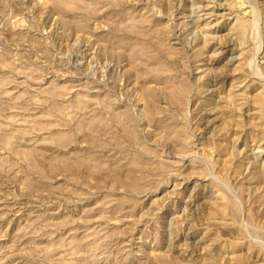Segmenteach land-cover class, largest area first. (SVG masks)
Wrapping results in <instances>:
<instances>
[{"label": "rangeland", "instance_id": "rangeland-1", "mask_svg": "<svg viewBox=\"0 0 264 264\" xmlns=\"http://www.w3.org/2000/svg\"><path fill=\"white\" fill-rule=\"evenodd\" d=\"M0 264H264V0H0Z\"/></svg>", "mask_w": 264, "mask_h": 264}]
</instances>
